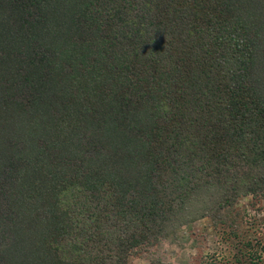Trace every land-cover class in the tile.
I'll list each match as a JSON object with an SVG mask.
<instances>
[{
    "label": "trees",
    "instance_id": "16d2710c",
    "mask_svg": "<svg viewBox=\"0 0 264 264\" xmlns=\"http://www.w3.org/2000/svg\"><path fill=\"white\" fill-rule=\"evenodd\" d=\"M245 196L264 0H0V264H127Z\"/></svg>",
    "mask_w": 264,
    "mask_h": 264
},
{
    "label": "rangeland",
    "instance_id": "374dc122",
    "mask_svg": "<svg viewBox=\"0 0 264 264\" xmlns=\"http://www.w3.org/2000/svg\"><path fill=\"white\" fill-rule=\"evenodd\" d=\"M233 209L240 216L232 226L214 228L208 219L198 220L189 229L194 245L163 242L149 251L134 252L127 264H228L235 259L250 264L254 253L259 255L255 264H264V198L241 197ZM241 243L244 248L238 252Z\"/></svg>",
    "mask_w": 264,
    "mask_h": 264
}]
</instances>
